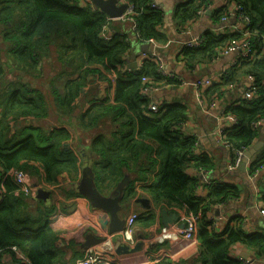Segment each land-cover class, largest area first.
Segmentation results:
<instances>
[{
  "label": "trees",
  "instance_id": "1",
  "mask_svg": "<svg viewBox=\"0 0 264 264\" xmlns=\"http://www.w3.org/2000/svg\"><path fill=\"white\" fill-rule=\"evenodd\" d=\"M125 1L133 10L123 17L132 20V28L127 30L122 28L123 22L113 21L90 3L81 6L78 0H0V264L5 258L17 264H58L59 252L53 245L56 233L49 225L51 203L22 191L13 172L21 170L47 185L56 184L61 173H77L75 149L80 148L91 157L87 160L91 161L95 184L102 193L107 194L124 173L133 176L125 187L121 207L138 196L134 187L137 180L144 182L141 193L155 205L175 206L185 215L196 217L198 256L178 260L164 257L156 264H242L228 254L235 243L264 253V233L246 232L243 217H230L217 230L207 216L214 205L237 199L241 192L232 182L211 179L205 184L207 193H197L201 180L190 170H210L214 160L207 154L195 153V137L180 131L187 120L186 105L175 100L158 104L156 111L149 109L152 101L142 91L145 86L176 87L181 79L161 74L158 64L149 57L142 58L137 67L124 66V56L133 41L166 40L161 31L164 11L151 6L154 0ZM209 1L186 0L174 8V16L183 24L196 17L199 10L208 8ZM227 1L235 4L237 21L239 17L247 18L245 31L208 29L198 45L180 46L179 57L190 68L212 61L231 43L246 39L247 55L222 71L219 79L201 92L208 105L220 99L227 86L232 88L243 78H251V96H241L224 108V113L235 119L221 130L222 145L233 165L236 151L246 150L257 136L259 126L254 123L264 119V0ZM214 13L221 19L227 9L222 7ZM45 65L50 70L57 69V79L52 78L48 84L54 112L66 116V124L75 130L79 127L84 131L89 138L87 145L77 142L72 149L68 140L73 137L66 127L40 123L52 116L42 90L21 79H7V74L17 69L32 70L34 75L40 72L39 75ZM91 74L109 83L115 76L112 101L108 96L98 99L84 93L82 87ZM64 75L67 77L59 89L56 82ZM85 103L88 105L84 108ZM76 108L79 111L73 119ZM30 118L35 121L30 123ZM31 162L42 169L41 178ZM262 166L264 148L250 160L249 171L253 173ZM155 170L158 178L149 181L146 176ZM102 186L108 188L107 193ZM261 192L264 201V182ZM136 222L151 224L152 211L140 213ZM13 247L25 261L16 256Z\"/></svg>",
  "mask_w": 264,
  "mask_h": 264
},
{
  "label": "crops",
  "instance_id": "2",
  "mask_svg": "<svg viewBox=\"0 0 264 264\" xmlns=\"http://www.w3.org/2000/svg\"><path fill=\"white\" fill-rule=\"evenodd\" d=\"M154 1H156L158 6L164 11L161 31L166 35V40L161 42L154 40L156 44L150 43L149 41H133L130 50L124 56L126 63L124 66L128 68L127 65L134 61L136 63L135 67H137L141 64V59L143 57H150L153 55L161 59L163 70L181 79V84L176 87L164 84L163 86L161 85L159 90L150 93L149 97L151 101L162 104L163 102L169 103L175 100H181V102L186 105L187 120L180 127V131L184 135H192L195 137V153L207 154L214 160V168L205 170L206 179L232 182L239 187L241 192L237 199L214 205L207 216L213 221V225L217 230L225 226L230 217L238 215L244 218V228L246 232L264 233V216L261 214V210L264 207V201L261 197L264 182V166L253 173L249 171L250 160L254 158L258 151L248 159L244 169H241L240 166L242 165V160L237 168H232L229 152L222 145L220 133V129L224 125L222 115L225 106L241 98L244 91L250 86L252 82L251 78H243L235 87L230 88L227 86L225 94L210 108L208 105L206 107L198 102L196 88L194 86L195 81L202 77H218L222 71L230 67L244 55V50L236 47L226 53L220 54L208 63L199 64L190 68L187 67L179 57L180 45L183 41L199 38L202 33L208 29L215 32L233 31V27L237 24L235 5L227 0H210L208 8L199 10L196 17L183 24L180 23V25L174 16V8L186 0ZM222 7L227 9V18L224 21H221L220 18H216V14L214 13V10ZM113 21L123 22L125 26H122V28L126 27V30L132 28V20L129 18H118L113 19ZM142 43H147V49H141ZM76 74L77 72L72 76ZM66 77L67 76L64 75L57 80L56 85L59 89H62L63 79ZM53 78L57 79V76ZM110 80L109 83L105 80H101L97 75L91 74L88 76V83L82 87V90L84 93L88 94L89 97L95 96L101 99L108 96L109 101H112L115 91V80L113 77H110ZM82 101L83 99L80 98V105ZM87 105L88 103H85L84 108ZM78 111L79 109L76 108L74 111L75 113L72 114L73 118L76 117ZM54 114L55 118L59 119V124L56 126L66 127L71 133V137H73V131L76 130L73 128V125L66 124L67 117L57 116L56 110ZM48 118L49 117L45 119L47 120ZM70 119L71 122H74L72 118ZM28 121L33 123L35 119L30 118ZM92 134V131L89 132V135ZM84 138L83 141L80 135L78 137L76 135L73 144L75 145V143L78 142L87 145L89 143V138H87V135ZM72 139L73 138L68 140L70 145ZM256 141L261 143L258 150L263 149L264 125L258 128L257 136L253 142ZM73 144L71 146L72 149H74ZM78 151L80 153H78ZM75 152L78 157L79 170L74 176L64 172L58 175L56 184L43 185L45 182L42 180L34 182L32 181L33 176L31 177L29 175L32 185L50 191L49 199L45 202H50L53 192L57 194L55 195V201L62 202V210L57 209L53 211V214H57V218L50 224L56 233L53 245L59 252L58 264H74L76 259L82 256L85 249L81 245L84 242L85 234L87 233L85 228L88 225H90V227H96L98 233L102 237H105V241H101L97 244H104L105 247L111 251V258L116 264H156V262H152L151 260L162 253H166L168 255L167 257L172 260L191 259L198 256L197 239L195 241L184 239L179 234V230L185 225L183 219L185 215L184 211L175 206L155 205L148 195L143 196L150 199L151 209L149 210L153 213V222L147 226L136 222L133 237L136 245L140 243L139 247L135 249L136 245L133 243L134 245L132 244L129 246L130 249H127V251L118 250L120 236L116 233L112 235L108 234L107 230L100 228L97 223L98 216H103L108 219L107 214L100 210H93L87 198L78 194L73 187V184L81 177V167L88 158H91L89 153L86 150L84 151L83 148H80V150L75 149ZM31 163L37 167L40 175L39 178H41L42 169L39 167L38 163ZM192 172L193 170L191 169L190 173ZM151 173L153 174L146 177L149 178V181L156 180L158 178L157 170L151 171ZM135 183L140 184L137 189L141 190V185L144 182L136 180ZM205 184L207 183L200 181V185L196 190L200 196L207 193ZM36 193L35 189V194L33 196L31 195L32 198L40 200V198L35 197ZM133 210L141 212L147 211L143 209L140 204L135 203L134 200L131 199L123 205L120 212L123 217H126V215ZM79 214L82 219L81 223L78 221ZM61 215L65 217L61 218ZM163 228H166L170 236L163 242H160L158 238ZM116 247L117 250H115ZM228 254L231 257L241 260L242 264H264V253H259L244 243L233 244ZM3 262L17 264L13 262L11 258H5Z\"/></svg>",
  "mask_w": 264,
  "mask_h": 264
},
{
  "label": "built area",
  "instance_id": "3",
  "mask_svg": "<svg viewBox=\"0 0 264 264\" xmlns=\"http://www.w3.org/2000/svg\"><path fill=\"white\" fill-rule=\"evenodd\" d=\"M119 1L127 3L125 0H119ZM78 2H79V5H81V6H84L87 3L91 4L90 0H78ZM151 6L152 7H158V4L156 3V1H154L151 3ZM235 8H236V6H235ZM132 11H133L132 6L127 3V8H126V10H125V12L121 18L128 16L129 14L132 13ZM226 18H227V15L223 16L220 20L224 21V20H226ZM116 19H118V18H116ZM236 21H237V19H236ZM245 21H247L246 17L245 18L239 17L237 24L233 27V31H245V29H244V22ZM245 36H247V33H245ZM199 40H200V37L188 39L186 41H183L180 46H182V45L196 46V45H198ZM148 41L150 43L156 44V42L152 38L148 39ZM236 47L244 50V55H247V53L249 52L248 43L246 42L245 38H242L240 41L231 43L229 46L225 47L223 49L222 53H226L229 50L236 48ZM143 58H146V57H143ZM149 58L158 64L159 68L161 69V74L172 76V74H168L165 70H163V63H162L160 58L153 56V55L150 56ZM218 79H219V75H218V77L206 76V77H202V78L195 81L194 86L196 88L195 90H196L198 102L201 105H204L207 107V105L203 102V96L201 94L202 89L205 87H208L209 85H211L213 83V81H217ZM142 81L146 82L147 78L142 77ZM159 89H160L159 86H145L142 91H143V93L149 95L150 93L155 92ZM250 96H251V91L249 90V88H247L244 91V93L242 94V97L248 98ZM216 101L217 100H213L211 103L208 104V107L210 108V107L214 106ZM157 105H158L157 103L151 102L149 104V109L156 111ZM222 117L224 119V125L220 129V133H221V130L224 128L225 125H230L235 121V119L228 113L223 112ZM263 125H264V119H260L256 123H254L255 127L256 126L260 127ZM226 145L230 146L229 143H226ZM244 151L245 150H237L236 151V157L234 159V163H233V165H231L232 168L238 167V165L240 164V162L243 158ZM192 173L197 174L199 179H200V175H205V171H202V170H200V171L193 170ZM13 174H14V179L20 185L21 190L24 191L25 193H29L30 196L31 195L33 196L35 194L36 187L34 185H32L29 174L24 172V171H21V170H15L13 172ZM205 182L208 184L210 182V180L205 179ZM142 184H144V183H142ZM134 185H135L134 186L135 189L138 192V196L143 195L141 193L142 190L137 189V187L140 186V184L134 183ZM0 188H1V191H3V187L0 186ZM134 198H136V197H133L132 199L134 200ZM140 213H142V212L137 211V210H133V211H130L126 215V217H124V220H125L124 228L121 231H119L118 233H116L120 236V244H126L128 246H131L134 243L133 233H134V229H135L136 218L138 217V215ZM261 214L264 216V207L261 210ZM56 218H57V214L54 213L52 216L49 217V220H50L49 223L52 224V222H54L56 220ZM183 219H184L185 225H184V227H182L179 230L180 236L184 239L195 241L196 240V217L184 215ZM168 236H170L168 231H166V228H163L162 233L158 239L160 242H163ZM103 241H105V240L103 239ZM116 249H117V247L115 248V250ZM13 250L15 251L16 256L19 259H21L22 261H25L23 255L16 249V247H13ZM110 253H111V251H109L108 248L105 247L104 244H97L96 246L91 245L84 250L81 257L76 259L75 264H116L112 260ZM167 256L168 255L166 253H162L158 257L153 258L151 261L157 262V261L162 260V258L167 257ZM24 264H30V263L26 261Z\"/></svg>",
  "mask_w": 264,
  "mask_h": 264
},
{
  "label": "water",
  "instance_id": "4",
  "mask_svg": "<svg viewBox=\"0 0 264 264\" xmlns=\"http://www.w3.org/2000/svg\"><path fill=\"white\" fill-rule=\"evenodd\" d=\"M91 4L98 10L104 12L110 19L121 18L127 8V3L120 2L119 0H90ZM142 46V47H141ZM141 49H147V44L141 45ZM136 63L127 65L128 68H133ZM261 143L256 141L253 142L245 151L242 158L241 169H244L248 159L255 154L260 148ZM90 161L86 160L85 164L81 167V177L73 184L76 192L89 201V204L93 210H100L107 214L108 219L101 216L98 219V224L101 228L106 229L107 233L112 235L118 233L124 228L125 220L121 215V200L125 187L131 181V175L124 173L122 178L115 184V186L107 193H102L95 184L94 173L91 169ZM206 175H200V180L205 182ZM35 186V185H34ZM36 187V186H35ZM36 198H40L43 201H47L50 196V191L36 187ZM134 202L140 204L143 209H151L150 199L146 196L140 195L134 198ZM105 216V215H104ZM90 232L85 234L84 242L82 247L85 249L91 245L97 244L103 241L102 237L93 227H88ZM140 243H137L135 249L139 247ZM133 248V247H131ZM127 251L130 247L126 244H120L118 250ZM117 250V249H116ZM2 264H11L3 262Z\"/></svg>",
  "mask_w": 264,
  "mask_h": 264
},
{
  "label": "rangeland",
  "instance_id": "5",
  "mask_svg": "<svg viewBox=\"0 0 264 264\" xmlns=\"http://www.w3.org/2000/svg\"><path fill=\"white\" fill-rule=\"evenodd\" d=\"M144 44H147V43H142L141 45H144ZM44 68H45V71H43V73H41L39 75H37V74L40 73V72H34L35 73V75H34L32 70H31V72H29V71L23 72L22 70H18V69L17 70H13L11 73L7 74V79L12 80V81H15L16 79H21L23 82L27 81V83H30L31 85H34L35 87L37 86V88L39 90H42L43 93H45V99H46L47 104L49 106L48 111L51 113V115L53 117L51 116L47 120H45L44 122H40V123L42 125L44 124L46 127L47 126L51 127L52 125L59 124V122H57L54 119L55 118V114H54L53 98L50 95V92H49V89H48V84H50L51 79L54 76H56L57 69L56 68H52L50 70L47 65H45ZM11 129H12V127H11ZM73 132H74V136H73L72 144L74 143V137L76 135H77V137L80 135L81 139H83V141H84V139H85L84 137L86 136V134L83 133L84 131L80 130V128L77 127L76 131H73ZM72 144H71V146H72ZM37 180L38 179H36V178H32V181H34V182H36ZM43 185H47V184L43 183ZM99 188L101 189L100 184H99ZM102 188H103L104 192H106V193L108 192L107 191V189H108L107 187H103L102 186ZM55 195H57L55 192H53L51 194V200H50L49 203H51L52 212H51L50 215H52L53 211H55L57 209L62 210V202L55 201ZM61 198H62V196H61ZM57 203H58V205H57ZM63 217H65V216L61 215V218H63ZM100 217L99 216L97 217V223H99L98 219ZM78 221H79V223H81V221H82L80 214H79V217H78ZM80 226H82V225H80ZM98 226H99V224H98ZM88 227H90V225L86 226V228H85L86 232H90ZM93 228L97 231L96 227H93ZM72 229H74V228H72ZM97 233H98V231H97ZM134 244L136 245V242Z\"/></svg>",
  "mask_w": 264,
  "mask_h": 264
},
{
  "label": "clouds",
  "instance_id": "6",
  "mask_svg": "<svg viewBox=\"0 0 264 264\" xmlns=\"http://www.w3.org/2000/svg\"><path fill=\"white\" fill-rule=\"evenodd\" d=\"M52 215H53V214H52ZM52 215H51V216H52ZM49 222H50V220H49ZM49 225H50V223H49ZM85 249H86V248H85ZM74 264H75V263H74Z\"/></svg>",
  "mask_w": 264,
  "mask_h": 264
}]
</instances>
